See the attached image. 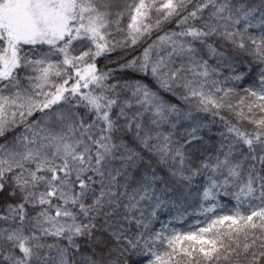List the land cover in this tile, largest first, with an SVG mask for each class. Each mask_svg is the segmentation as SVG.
<instances>
[{
  "label": "snow or ice",
  "instance_id": "snow-or-ice-1",
  "mask_svg": "<svg viewBox=\"0 0 264 264\" xmlns=\"http://www.w3.org/2000/svg\"><path fill=\"white\" fill-rule=\"evenodd\" d=\"M0 264H264V0H0Z\"/></svg>",
  "mask_w": 264,
  "mask_h": 264
}]
</instances>
